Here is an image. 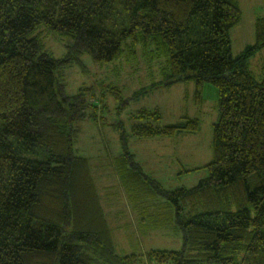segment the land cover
Listing matches in <instances>:
<instances>
[{"label": "trees", "instance_id": "trees-1", "mask_svg": "<svg viewBox=\"0 0 264 264\" xmlns=\"http://www.w3.org/2000/svg\"><path fill=\"white\" fill-rule=\"evenodd\" d=\"M241 17L237 0H0V264H264V77L250 69L264 49V17L256 43L233 56ZM44 30L70 40L67 58L47 50ZM129 42L161 62L164 83L195 81L198 97L204 83L219 92L214 159L192 188L153 180L121 128L116 164L137 222L181 232L180 250L118 253L76 150L91 104L67 93L60 69L84 55L112 63ZM133 121L138 139L200 130L198 119L160 125L158 111Z\"/></svg>", "mask_w": 264, "mask_h": 264}, {"label": "rangeland", "instance_id": "rangeland-1", "mask_svg": "<svg viewBox=\"0 0 264 264\" xmlns=\"http://www.w3.org/2000/svg\"><path fill=\"white\" fill-rule=\"evenodd\" d=\"M237 2L242 17L231 30L233 56L256 43L255 25L258 18L264 17V0ZM41 34L47 50L59 59L67 58L70 40L46 30ZM137 47L129 42L119 59L109 64H96L89 55H84L82 61L60 69L59 73L69 95L82 91L91 104L88 116L81 123L76 150L89 161L95 189L108 211L115 246L121 254H140L151 249L180 250L183 246L181 232L142 228L133 207L127 203L129 197L120 184L122 176L116 164L124 153L121 128L130 136L126 144L128 151L145 173L166 189L174 190L192 188L209 175L206 166L214 159V125L220 118L217 87L204 83L198 97L195 81L168 85L163 82L161 62L149 57L148 60ZM250 69L257 79L264 77V49L250 59ZM143 89L150 91L135 97ZM121 96L124 102L117 99ZM143 110L158 111L163 126L178 124L184 118L198 119L200 130L170 139L132 137L133 118Z\"/></svg>", "mask_w": 264, "mask_h": 264}, {"label": "crops", "instance_id": "crops-1", "mask_svg": "<svg viewBox=\"0 0 264 264\" xmlns=\"http://www.w3.org/2000/svg\"><path fill=\"white\" fill-rule=\"evenodd\" d=\"M168 139H170V138H168ZM102 200V199H101ZM101 203L103 204V201H101ZM127 203L129 204V200L127 199ZM110 204H112V203H110ZM109 206V205H108ZM103 207H104V205H103ZM105 208V207H104ZM106 211V210H105ZM107 213H108V211H107ZM116 214H118V212L116 213ZM107 219H108V217H107Z\"/></svg>", "mask_w": 264, "mask_h": 264}]
</instances>
